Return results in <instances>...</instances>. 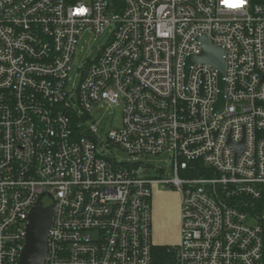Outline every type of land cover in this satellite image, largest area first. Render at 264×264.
I'll return each mask as SVG.
<instances>
[{
    "label": "built area",
    "instance_id": "2783aa9c",
    "mask_svg": "<svg viewBox=\"0 0 264 264\" xmlns=\"http://www.w3.org/2000/svg\"><path fill=\"white\" fill-rule=\"evenodd\" d=\"M109 26L69 93L81 35ZM202 36L224 50L221 113L217 70L196 63L185 74ZM74 104L86 116L121 104V126L105 146L167 152L172 176L143 177L141 166L99 155L97 127L86 128ZM156 185L180 196V242L166 264H264L259 219L249 224L231 202L264 200V5L0 0V264H20L29 212L46 196L43 264H153Z\"/></svg>",
    "mask_w": 264,
    "mask_h": 264
},
{
    "label": "rangeland",
    "instance_id": "374dc122",
    "mask_svg": "<svg viewBox=\"0 0 264 264\" xmlns=\"http://www.w3.org/2000/svg\"><path fill=\"white\" fill-rule=\"evenodd\" d=\"M112 27L109 26L105 29V32L100 36L95 38L93 34H91L88 30H85L81 35L73 56V60L71 63V71L69 72L67 91L71 93L72 91H76L80 82V74L82 62L89 59L90 57H95L96 49L104 46L111 34ZM93 59V58H92ZM72 101L77 102V95L72 94L70 96ZM74 109L79 110L78 116L80 121L83 122L86 128L90 127V125L95 124L97 127V137L96 140V151L99 155L105 158H115L118 163L127 164L128 165H137L142 167V176L149 178H170L172 176L170 171V161L169 154L167 152L159 155V156H130L125 151L119 149L118 147L111 146L106 147L107 144V133L111 129H117L121 126L122 120V105L119 104L117 106H112L107 108L106 105L100 107H96L89 116H86L82 113L77 104H74ZM102 139L103 143L100 142ZM160 192L158 196L165 195L166 198H161L162 201L156 204L157 210L160 211L159 216L157 217V222L155 221L154 227H152V242L154 244H165L172 245L170 247L176 248L177 243V231L176 219L174 215H172V211L174 210V206L177 205V192L172 188H162L159 185L153 187L152 192ZM153 196L154 193H153ZM42 206L49 207L52 205V200L48 196L42 199ZM170 208H172L170 210ZM170 214V215H169ZM169 216L171 220V226L167 225L166 218ZM160 217V218H159ZM249 224L257 223V219L253 218L249 213L248 217Z\"/></svg>",
    "mask_w": 264,
    "mask_h": 264
},
{
    "label": "water",
    "instance_id": "95a60500",
    "mask_svg": "<svg viewBox=\"0 0 264 264\" xmlns=\"http://www.w3.org/2000/svg\"><path fill=\"white\" fill-rule=\"evenodd\" d=\"M202 44L200 55L186 59L185 74L189 72V67L196 63H207L212 65L218 74V100L214 105V112L221 113L224 109L225 100L223 97V74L225 62L223 59L224 50L219 47H213L205 36L199 38ZM235 155L242 150V143L234 145ZM52 220V207L45 208L39 198L32 206L28 215V224L26 227L25 244L20 255V264H43L46 254V240Z\"/></svg>",
    "mask_w": 264,
    "mask_h": 264
},
{
    "label": "crops",
    "instance_id": "0c3cea01",
    "mask_svg": "<svg viewBox=\"0 0 264 264\" xmlns=\"http://www.w3.org/2000/svg\"><path fill=\"white\" fill-rule=\"evenodd\" d=\"M153 193H154L155 196H153ZM159 194H161V193L160 192H155V191L152 192V200H151V205H152V227H154L155 221L157 220V217L159 216V213H160V211H158L156 209L157 208L156 204L158 202H161L162 199L158 198V197L166 198L165 195L158 196ZM177 197H178V200H177L176 207L174 206V210L173 211L171 210L172 208H170V210H169V212L172 211L171 213H172V215H174V218L176 219V222L174 223V226L176 225L175 228H176V231H177V243L175 244L176 246L180 242V196H179L178 193H177ZM171 220H172V216H171V218H169V216L166 218L167 225L171 224ZM156 223H158V222L156 221ZM152 239H153V236H152ZM153 245H154V260H153V264H166V262L162 260L161 254L158 252V250L162 249V248H165V247L174 246V244H172V245H165V244L160 245V244H154L153 243Z\"/></svg>",
    "mask_w": 264,
    "mask_h": 264
},
{
    "label": "trees",
    "instance_id": "16d2710c",
    "mask_svg": "<svg viewBox=\"0 0 264 264\" xmlns=\"http://www.w3.org/2000/svg\"><path fill=\"white\" fill-rule=\"evenodd\" d=\"M252 5L257 4H263L264 0H250ZM232 204H240V207H242V210H244L247 213H250L252 216L256 217L260 221V225L263 229V241H264V200H253L249 198H236L231 201ZM170 247H165L162 249H159L158 252L161 254V258L166 263L169 262L172 259V254L167 253V249Z\"/></svg>",
    "mask_w": 264,
    "mask_h": 264
}]
</instances>
